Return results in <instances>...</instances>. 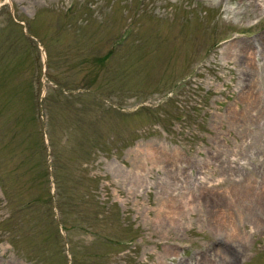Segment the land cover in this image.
<instances>
[{"label":"rangeland","instance_id":"obj_1","mask_svg":"<svg viewBox=\"0 0 264 264\" xmlns=\"http://www.w3.org/2000/svg\"><path fill=\"white\" fill-rule=\"evenodd\" d=\"M0 4V264H264V0Z\"/></svg>","mask_w":264,"mask_h":264}]
</instances>
